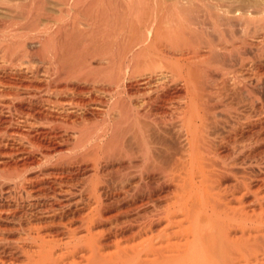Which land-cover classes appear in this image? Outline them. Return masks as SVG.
I'll return each mask as SVG.
<instances>
[{"label": "bare ground", "instance_id": "1", "mask_svg": "<svg viewBox=\"0 0 264 264\" xmlns=\"http://www.w3.org/2000/svg\"><path fill=\"white\" fill-rule=\"evenodd\" d=\"M0 264H264V0H0Z\"/></svg>", "mask_w": 264, "mask_h": 264}]
</instances>
